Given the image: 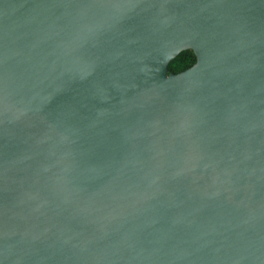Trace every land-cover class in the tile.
Returning a JSON list of instances; mask_svg holds the SVG:
<instances>
[{"label": "water", "instance_id": "obj_1", "mask_svg": "<svg viewBox=\"0 0 264 264\" xmlns=\"http://www.w3.org/2000/svg\"><path fill=\"white\" fill-rule=\"evenodd\" d=\"M0 264H264V0H0Z\"/></svg>", "mask_w": 264, "mask_h": 264}, {"label": "trees", "instance_id": "obj_2", "mask_svg": "<svg viewBox=\"0 0 264 264\" xmlns=\"http://www.w3.org/2000/svg\"><path fill=\"white\" fill-rule=\"evenodd\" d=\"M196 56L192 50L182 51L176 58L170 61L168 65L169 73H179L194 65Z\"/></svg>", "mask_w": 264, "mask_h": 264}]
</instances>
